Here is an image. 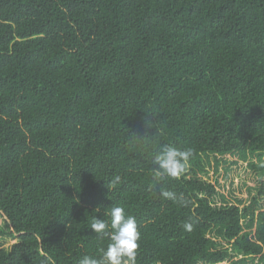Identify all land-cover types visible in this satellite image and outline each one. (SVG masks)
Wrapping results in <instances>:
<instances>
[{"label": "trees", "instance_id": "1", "mask_svg": "<svg viewBox=\"0 0 264 264\" xmlns=\"http://www.w3.org/2000/svg\"><path fill=\"white\" fill-rule=\"evenodd\" d=\"M163 144L193 149L178 179L152 178ZM225 156H264V0H0V212L18 240L0 264L98 258L90 225L113 205L136 218L137 264H264V212L206 178Z\"/></svg>", "mask_w": 264, "mask_h": 264}, {"label": "clouds", "instance_id": "2", "mask_svg": "<svg viewBox=\"0 0 264 264\" xmlns=\"http://www.w3.org/2000/svg\"><path fill=\"white\" fill-rule=\"evenodd\" d=\"M150 125L151 123L146 121V129L152 128ZM146 136L149 135L144 137ZM193 155L192 148L181 150L171 144L161 145L152 160L153 180L178 179L185 172ZM120 181L121 177L117 175L108 182L107 187L111 190ZM160 195L181 205L187 204L182 196L178 197L176 193L164 188H161ZM99 211L100 208L97 207L96 212ZM106 214L108 215L107 221L95 217L90 228L100 238L109 240L107 247L99 250L98 258L85 255L79 259L78 264H137L141 233L136 218L126 214L123 207L114 205ZM183 227L190 231L192 224L186 222Z\"/></svg>", "mask_w": 264, "mask_h": 264}, {"label": "rangeland", "instance_id": "3", "mask_svg": "<svg viewBox=\"0 0 264 264\" xmlns=\"http://www.w3.org/2000/svg\"><path fill=\"white\" fill-rule=\"evenodd\" d=\"M250 159L253 165H249L248 161H240L236 157L225 156L220 159L221 164L218 168L216 167V160L211 159L210 165H206L208 172L206 178L230 202H235V199L243 200L245 203L241 205V210L249 206L250 212L257 217L259 213L264 212V195L258 198L261 185L264 183V171H261L264 165V156H252ZM234 162H238V165H235ZM253 198H258V201H254ZM0 231L5 234L0 237L1 247L10 250L18 240L6 235L11 232V229L7 217L2 212H0ZM240 259L241 256H237L224 264H233Z\"/></svg>", "mask_w": 264, "mask_h": 264}]
</instances>
